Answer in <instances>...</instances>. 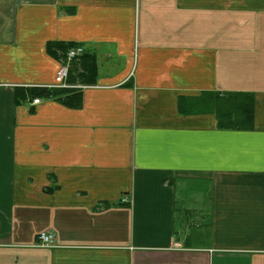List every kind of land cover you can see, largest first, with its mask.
<instances>
[{
    "label": "crops",
    "instance_id": "0c3cea01",
    "mask_svg": "<svg viewBox=\"0 0 264 264\" xmlns=\"http://www.w3.org/2000/svg\"><path fill=\"white\" fill-rule=\"evenodd\" d=\"M49 43L95 59L78 109L15 101ZM0 264H264V0H0Z\"/></svg>",
    "mask_w": 264,
    "mask_h": 264
},
{
    "label": "trees",
    "instance_id": "16d2710c",
    "mask_svg": "<svg viewBox=\"0 0 264 264\" xmlns=\"http://www.w3.org/2000/svg\"><path fill=\"white\" fill-rule=\"evenodd\" d=\"M72 10H68L71 13ZM77 47L73 43H49L47 51L61 60L68 50ZM96 77V62L92 55L84 53L70 64L67 84L72 86L93 85ZM34 99L55 100L63 105L78 109L82 104L81 92L75 89L34 88L30 90L17 89L16 103ZM212 111L216 116L218 126L234 130H250L252 128L254 99L251 94H226L222 97L208 96Z\"/></svg>",
    "mask_w": 264,
    "mask_h": 264
},
{
    "label": "built area",
    "instance_id": "2783aa9c",
    "mask_svg": "<svg viewBox=\"0 0 264 264\" xmlns=\"http://www.w3.org/2000/svg\"><path fill=\"white\" fill-rule=\"evenodd\" d=\"M84 54L82 47H74L67 51L65 58L61 61V64L56 72V85L54 88L58 89H75L83 90L88 86H72L67 84V79L69 75L70 64L73 60L78 59ZM33 106L39 105L41 103L40 99H34L31 101ZM126 199L123 200V203H127ZM53 244V236L49 233L43 232L36 236L35 246L38 248H48Z\"/></svg>",
    "mask_w": 264,
    "mask_h": 264
},
{
    "label": "rangeland",
    "instance_id": "374dc122",
    "mask_svg": "<svg viewBox=\"0 0 264 264\" xmlns=\"http://www.w3.org/2000/svg\"><path fill=\"white\" fill-rule=\"evenodd\" d=\"M205 216H206V215H205ZM205 216H204V217H205ZM204 217H203V219H202V225H207L206 222H205V219H206V218H204ZM191 221L195 222V220H191ZM197 221H198V220H196V222L194 223L193 227L191 228V232H193V233H198V232H199V231H198V228H197ZM198 222H199V221H198ZM184 225H187V224L184 223ZM181 229H182V230H186V228H184V226L181 227ZM204 230L207 231V227H206V226H205ZM196 237H198V236H196ZM196 237H195V238H196ZM207 239H208V237L206 238V236H205L204 238H202V239H193V242H191L190 244L193 245V246L196 245V244H198V245L206 244Z\"/></svg>",
    "mask_w": 264,
    "mask_h": 264
}]
</instances>
